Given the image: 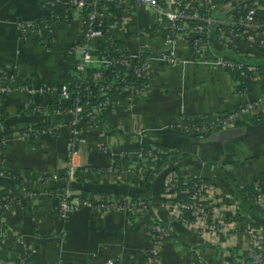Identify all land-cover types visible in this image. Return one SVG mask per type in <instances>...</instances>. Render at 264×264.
I'll list each match as a JSON object with an SVG mask.
<instances>
[{"label": "crops", "instance_id": "obj_1", "mask_svg": "<svg viewBox=\"0 0 264 264\" xmlns=\"http://www.w3.org/2000/svg\"><path fill=\"white\" fill-rule=\"evenodd\" d=\"M235 1H219L218 10L224 11L225 2ZM133 13L127 23H111L110 34L130 52L141 45L152 55L147 90L132 102L117 96L112 105L100 110L104 126L111 127L107 133L94 124L76 125L74 138L82 144L73 160L81 165L77 169L89 166L90 170L76 174L71 190L76 208L59 219L54 209L60 183L51 176L63 172L70 128L64 115L46 109L52 93L34 89L70 82L78 55L69 47L77 37L79 21L73 16L49 25L50 31L44 34H22L20 26L48 15L44 1L0 0V70L5 76L2 85L8 88L0 93V187L15 188L14 179L21 178L31 197L28 204L15 201L0 212V264H141L158 224L166 227L168 239L158 247L155 264H193L199 252L204 264H245L241 255L224 244H212L204 234L175 221L160 195V185L175 166L181 176L205 178L232 195L235 185L248 184L264 171V120L248 121L260 112L263 99L255 115H245L243 123L234 127L237 132L228 137L217 135L225 130L201 136L168 126L180 116L192 120L204 114L217 116L259 100L264 96V77H258L252 92H234L229 74L213 61L221 49L212 37L204 42L198 57L189 53L184 41H177V63H160L154 54L162 44L160 31L150 26L145 13ZM146 26L147 35H143L139 29ZM235 49L245 62H264V47L247 39L238 40ZM35 125L55 127L52 133L48 127L41 128L29 139L26 129ZM134 130L141 135L136 136ZM144 142L163 144L169 153H177L170 157L172 162L153 173L151 183L145 180L147 165L140 177L130 169L132 163L121 164L122 156H138ZM114 156L118 157L116 165ZM82 190L87 191L86 199L79 196ZM113 193L128 200L146 199L147 208L123 213L96 205V196L106 198ZM84 200L92 203L82 205ZM239 216L242 225L249 223L247 214Z\"/></svg>", "mask_w": 264, "mask_h": 264}, {"label": "built area", "instance_id": "obj_2", "mask_svg": "<svg viewBox=\"0 0 264 264\" xmlns=\"http://www.w3.org/2000/svg\"><path fill=\"white\" fill-rule=\"evenodd\" d=\"M48 15L52 14L55 5H61L64 9V17L73 16L78 18V32L75 41L70 45L69 49L75 51L78 55L77 60L73 64V70L77 75L87 68H93V80L101 79V71L115 66L122 65L121 77L129 72L134 76V83H126L121 88L124 94H118L124 97L128 102H132L137 96L147 90V83L150 77V64L152 55L148 50H144L143 46H139L134 52H130L125 47L126 52L124 60H118L109 54L106 50L98 48L99 41H112L114 38L110 34L111 23L122 21L124 23L132 20L135 11L145 13L150 22V26H156L162 35V44L157 47L154 54L155 60L165 65H175L178 61L174 44L177 41H184L193 36L191 42L193 57H198L201 53L202 45L211 37L218 44L221 53L213 59L215 64L228 73V70H235L243 75L249 73V78L256 81L258 77L263 76L261 70L256 66L246 63L238 56L236 51L238 40H248L257 45L264 47V18L259 14H264V1L251 0L247 8L243 12H239V3L247 0H237L233 4H225L224 11H219L218 0H43ZM227 4V5H226ZM226 5V7H225ZM226 8V9H225ZM115 11H119L117 15ZM65 20V18H62ZM44 23V28L55 24ZM29 27V29H26ZM147 26L139 29L143 35H147ZM22 34H38L39 29L30 24L24 27L20 26ZM5 80L3 72L0 70V93H6L8 88L2 85ZM34 91L41 93L43 91L55 92L58 96L57 102L66 107H55L53 112L64 115L65 123L70 128L71 137L67 142L65 161L63 164V172L60 175H52L51 178L60 183L59 195L60 199L55 205L56 214L59 219H63L70 211L76 208V204L72 202V183L78 172H87V168L81 167L73 159L80 152L82 140L74 138L76 133V125L85 123L84 117L89 116L88 101L80 102L78 90L73 95L69 82L62 81L55 85L46 87H35ZM107 88V85H101L100 89ZM87 88H84L86 91ZM264 94V91H263ZM264 96L256 101H248L239 105L238 109H231L217 115L215 121L209 123H199L198 125L182 124L183 120L191 122V118L180 116L175 124L180 129L191 131L198 135H206L219 130L233 129L236 123L245 115H255V109L261 104ZM108 105L107 99L104 101H94L93 106L97 109ZM264 107V106H263ZM260 108V112H264V108ZM94 120L93 118H90ZM194 120V119H193ZM86 124V123H85ZM96 125V123H94ZM97 126V125H96ZM53 125L47 128L48 133L54 131ZM136 136L141 135L140 131L134 130ZM24 135V134H23ZM26 135V134H25ZM151 149H154L151 146ZM1 157V155H0ZM153 160V157H148ZM146 166L131 164L130 169L140 177L143 176ZM111 170V164L108 165ZM2 171H0L1 175ZM183 181L192 177L182 176ZM197 177V176H195ZM176 172L169 170L162 181L163 190L160 193L164 202L168 204L174 215V220L181 226L186 227L197 234H204L212 244H224L228 249L233 250L241 258L245 264H264V227H250L249 223L242 225V219L232 220L231 215L235 213L238 203L232 195L226 190L216 186L212 182L193 181L190 186V193L186 199L180 201H170L172 195H168L167 191L174 188L177 183ZM252 194L249 203L259 208L264 215V178L252 181ZM20 191L30 196V192L25 191L22 183ZM4 199V198H3ZM93 200V198L91 199ZM98 207H103L117 212H129L131 209H143V201L136 198L135 202H131L126 198L115 197L110 195L106 198L95 197ZM92 201L84 200L81 204H91ZM8 204L4 203L6 207ZM147 206V205H145ZM188 214L189 218L185 217ZM242 225V226H240ZM154 234L150 236L151 246L147 249L144 262L142 264H155L157 262L158 247L167 237L168 231L165 226L159 224L154 227ZM249 239V241H248ZM3 246L0 238V250ZM203 255L199 252L195 255L193 264H204ZM57 264V263H56Z\"/></svg>", "mask_w": 264, "mask_h": 264}, {"label": "trees", "instance_id": "obj_3", "mask_svg": "<svg viewBox=\"0 0 264 264\" xmlns=\"http://www.w3.org/2000/svg\"><path fill=\"white\" fill-rule=\"evenodd\" d=\"M221 1V0H218ZM251 0H247L245 2L239 3V12H243L245 8H247L248 3ZM259 2L264 1V0H257ZM117 15L120 14L119 11H115ZM64 9L61 5H55L52 14L47 15L44 18H41L39 20L33 21L32 25L36 26L39 29L38 34H44V32L48 28H44V23H52L55 21H61L63 20L62 18H69V16L64 17ZM261 18H264V14H259ZM24 24V23H22ZM26 29H29L27 27ZM193 36H190L187 39V46H188V51L189 53L192 51V46L191 42L193 40ZM98 48L100 50H106L109 54L114 56V58L118 60H124V55L126 52L125 47L123 44L116 40L113 39L111 42L110 41H99L98 43ZM256 52H261L256 51ZM250 63V62H246ZM252 63V62H251ZM250 63V64H251ZM258 63V62H257ZM256 66L257 69H260L262 72L261 74L264 73V62H259L258 64L254 65ZM122 65L121 64H116L113 67H110L108 69L102 70L101 71V79L98 81L93 80V74H94V69L93 68H87L83 72H78L76 75L74 70H73V76L71 77V80L69 82L70 84V89L73 93L78 90V97L80 99V102L88 101V104H90V107L88 108V111L90 112V117L86 116L84 117V122L86 124H94L96 123L97 127L100 128L103 132L107 133L111 130V127H105L103 120L101 118L100 110L97 109L95 106H93L94 101H104L107 99L108 105H112L116 101V97L118 94H124V92L121 90V88L124 86L126 83H134L137 81H134V76L129 72L127 75L121 77V72H122ZM86 73L84 80H82V74ZM228 74L230 77V80L232 82V89L234 92H239V93H250L252 92L255 82L253 79L249 78V73H245L243 75L239 74L235 70H228ZM101 85H107V88H102L100 89ZM84 88H87L86 91H84ZM58 96L55 92H52V97H51V103L48 105L46 108L47 110H53V108L59 106L61 108L66 107L67 105L59 104L57 102ZM239 106L235 107V109H238ZM217 116H211L208 114H204L200 117H197L194 120H191V122H187L186 120L182 121V124L186 125H198L199 123H209L212 121H215ZM90 118H93L94 120H91ZM264 120V112H259L252 118H250L248 121L249 122H258ZM243 122L238 121L236 123V126L241 125ZM172 129H175L176 131L185 133L183 129L178 128L175 126V124L171 125ZM48 126L44 125L39 126L35 125L31 127L32 129H26V132L29 135V139H31L32 135H34L38 130L41 128L46 129ZM151 146L154 147V149H151ZM0 150H2V144L0 143ZM177 153L172 152L169 153L167 150V147L163 144L159 143H154V144H149V143H141L139 147V155H133L130 157H125L122 156L121 158V164L124 166L129 165L130 163H136L137 165H147L148 169L145 172V180H149L151 183L152 182V175L155 171L160 170L163 168L165 165L169 164L171 161L170 157L175 155ZM153 157V160H149L148 157ZM117 156H114L113 161L114 165L117 163ZM87 170H90L89 166H86ZM171 170L176 172V177H177V183L174 188H170L165 193L167 192L168 195H172V197L169 198L170 201H180L184 200L187 198V196L190 193V186L193 181H203V182H209L207 179L202 178V177H192L186 181H183V177L179 173L178 169L173 166L171 167ZM1 171V168H0ZM224 177L226 179L229 178V176L224 173ZM264 178V171L260 172L259 175L256 177L257 180H261ZM14 184L15 188L9 189L5 187H0V212L4 210L3 204H10L15 201H25V203L28 204L30 201L31 197L28 195H25L20 191V185H21V178H16L14 179ZM252 182L245 184L243 186H238L235 185L234 191L232 192L233 197L237 199L238 207L235 211L234 214L231 215L232 220H237L238 217H240V213L243 212L248 215L250 218L249 221V226L250 227H257V226H263L264 227V215L263 212L251 205L249 203V197L252 194ZM163 190V185H160V192ZM101 195H106V192H100ZM113 195H118L117 193H113ZM79 196L81 199H86L87 196V191L82 190L79 193ZM119 198H122L121 196H118ZM4 198V199H3ZM104 199V198H103ZM136 198L132 197L130 198L131 202H135ZM164 200V199H163ZM147 200H143V205H144V210L147 208ZM55 213H56V209ZM185 217L189 218L188 214H185ZM148 219V217H145ZM143 218V219H145ZM145 219L146 223H149L148 220ZM168 237H164L163 240H167ZM145 256L142 259V263L144 262ZM141 263V264H142Z\"/></svg>", "mask_w": 264, "mask_h": 264}, {"label": "water", "instance_id": "obj_4", "mask_svg": "<svg viewBox=\"0 0 264 264\" xmlns=\"http://www.w3.org/2000/svg\"><path fill=\"white\" fill-rule=\"evenodd\" d=\"M85 75H86V73L82 74V80H84ZM236 132H237V128H234V129H229V130H225V131H220V132H218V134L217 133H215V134L222 135V137H228V136H230Z\"/></svg>", "mask_w": 264, "mask_h": 264}, {"label": "rangeland", "instance_id": "obj_5", "mask_svg": "<svg viewBox=\"0 0 264 264\" xmlns=\"http://www.w3.org/2000/svg\"><path fill=\"white\" fill-rule=\"evenodd\" d=\"M243 218H244V216H243ZM247 224H248V222H247ZM240 226H242V225H240Z\"/></svg>", "mask_w": 264, "mask_h": 264}]
</instances>
